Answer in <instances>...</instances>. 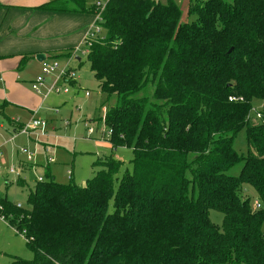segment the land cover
Returning a JSON list of instances; mask_svg holds the SVG:
<instances>
[{"label":"trees","instance_id":"16d2710c","mask_svg":"<svg viewBox=\"0 0 264 264\" xmlns=\"http://www.w3.org/2000/svg\"><path fill=\"white\" fill-rule=\"evenodd\" d=\"M36 8L98 15L87 62L112 103L111 149H131L132 171L118 177L123 163L110 156L82 186L48 172L25 207L0 197V216L33 253L11 264H264V125L248 120L264 100V0H194L191 22L172 0Z\"/></svg>","mask_w":264,"mask_h":264},{"label":"rangeland","instance_id":"374dc122","mask_svg":"<svg viewBox=\"0 0 264 264\" xmlns=\"http://www.w3.org/2000/svg\"><path fill=\"white\" fill-rule=\"evenodd\" d=\"M0 1H6L5 5H0V42L4 40V37H8L7 25L15 28L12 33L15 38L20 39L19 44L14 45L9 41L4 42L1 49L13 51L38 41H48L49 46L56 48H51L48 58L39 65L28 64V60L18 65L21 57H0V91L7 94L0 99V103L6 100L20 105V107L7 106L5 115H0V197H6L9 201L25 207L29 189H33L38 176H41L44 181L50 179L46 176L48 172L57 183L66 184L72 181L82 186L101 168L100 165H94V162L105 160L110 156L123 163L118 177L125 171L131 172L133 158L131 149L125 146L111 149L108 141L109 128L104 123L103 117L112 103H103L98 83L93 78L87 62L84 38L95 30V15L69 14L67 16L65 14L64 17H77V20L68 23L64 20L50 19L47 24H44L43 30L35 31L37 26L33 24L37 22L39 15L47 12L29 9L27 6L48 0ZM106 1L101 0V4L104 5ZM156 1L166 4L168 0ZM172 1L180 8L182 22H191L194 19L188 14L189 4L194 0ZM28 30L30 31L27 32ZM34 32L36 34L32 36ZM68 52L71 53L70 56L59 55ZM54 55L59 56L54 57ZM75 57H79L80 62L76 61ZM54 63L60 68L67 66L74 69L76 78L74 82L62 84V87L67 88L68 93H51L44 97L46 89L41 88L40 92H36L32 90L31 83L40 73L42 65ZM7 65H9L8 68L2 69ZM262 103L264 100L260 104ZM253 105L258 106L259 101H255ZM31 111L36 112L35 118L46 122L47 137L40 139L36 144L24 136L10 141L14 127L7 118H19L27 122L31 118ZM248 120L251 125L259 123L253 114L249 115ZM87 128H92L94 132L87 134ZM23 147L29 152H35L33 161L28 159L27 153L19 152V149ZM235 148L240 152H246L244 131L237 136ZM48 158L53 159V162L47 163ZM30 163L34 164V168ZM25 165L28 168L23 169ZM12 166L18 170V175L8 172ZM69 171L72 174V180H70ZM238 171L239 166L231 169L230 174H237ZM18 178L25 179L26 185L17 186ZM249 194L254 195L252 191H249ZM209 217L213 223L221 225L220 212L211 209ZM262 231L264 232V222ZM13 256L30 260L33 258V253L26 247L24 237L11 228L7 221L0 219V264H11Z\"/></svg>","mask_w":264,"mask_h":264},{"label":"built area","instance_id":"2783aa9c","mask_svg":"<svg viewBox=\"0 0 264 264\" xmlns=\"http://www.w3.org/2000/svg\"><path fill=\"white\" fill-rule=\"evenodd\" d=\"M108 1V0H107ZM106 1V3H107ZM95 6L97 9H102L104 5L101 4V0H94ZM100 20L98 15L96 14V21ZM95 30L91 31L85 38V45H89V41L87 38H94L96 35L100 32V27L95 23ZM86 54L88 53L87 47L85 50ZM76 78V73L74 69H71L67 66L64 67H59L58 64L54 63L53 65H42L40 73L35 77V79L31 83V88L32 90L36 92H40L41 88H45L46 91L44 93V97L51 93H68L67 88L62 87V84H67L70 83L71 81H74ZM86 95H88L86 93ZM229 101H241L242 98H236V97H229ZM262 102V101H261ZM259 102L258 106L252 105L248 118L250 114H253L255 118L258 120V122L262 125H264V103L260 104ZM15 124H17V127L15 129L14 135L16 134H21L24 135L25 137L31 139L34 143H38L40 139L47 137V130H46V122L41 119L35 118L33 115L29 121L27 122H20L19 119L14 120ZM67 124V123H66ZM92 128H87V134H92L93 133ZM19 152L27 153L28 159L33 161L35 157V152H29L27 148H20ZM1 154V153H0ZM53 159L48 158L47 163H52ZM32 164L34 168V164ZM9 173H16L18 175V170L15 167H10L8 169ZM70 175L71 172H68ZM43 178L41 176L37 177V182H42ZM20 204H17V207H19ZM260 202L258 200H254L252 202V208L253 209H258L260 208ZM0 219L4 221L3 217L0 216Z\"/></svg>","mask_w":264,"mask_h":264},{"label":"crops","instance_id":"0c3cea01","mask_svg":"<svg viewBox=\"0 0 264 264\" xmlns=\"http://www.w3.org/2000/svg\"><path fill=\"white\" fill-rule=\"evenodd\" d=\"M1 2V4L0 5H5V3H6V1H0ZM44 2H46V1H44ZM43 2H41V3H39V4H30V5H28L27 7L29 8V9H33V10H40V9H37L36 7L38 6V5H40V4H42ZM42 11H44V10H42ZM47 13H42L43 15H39V17H38V20H37V22H35L34 24H33V26H37V27H35V31H41V30H43V27H44V24H47L48 22H49V20L50 19H52V20H64V21H67L68 23H72V22H74L75 20H77V17H64L65 16V14H67V16H69V14H89V13H69V12H53V11H46ZM52 16V17H51ZM95 17H96V15H95ZM95 23H96V21H95ZM94 23V24H95ZM15 28L14 27H11V26H9V25H7V27H6V30H7V36L8 37H4V40L2 41V42H0V57L1 58H3V57H7V56H13V57H17V58H20L21 57V60L19 61V63H18V65L20 64V63H23V61L24 60H28L27 61V63L28 64H37V65H39V64H41V63H43L47 58H48V53H49V51L51 50V46H49L50 45V43L48 42V41H38V42H36V43H34V44H32V45H28V47H21V48H18L17 50H3V49H1L2 48V46H3V44H4V42H6V41H9L10 43H13V45L15 44V43H17V44H19V40L20 39H17V38H15V35L12 33V30H14ZM5 30V29H4ZM30 30H28L27 32H29ZM5 34V33H4ZM36 34V32H34L33 34H32V36L33 35H35ZM23 41V40H22ZM52 49H56V48H52ZM39 53H43V54H45L46 55V58H45V60L44 61H42V62H39V61H37L36 60V58H35V55L36 54H39ZM70 53V52H69ZM65 54H67V53H60L59 55L60 56H64ZM59 55H54V57H58ZM51 57H53V55L51 56ZM75 60L76 61H78V62H80V59H79V57H75ZM9 67V65H7L6 67H2V69H5V68H8ZM71 82H74V81H71ZM6 93H4L3 91H0V99H2V98H4V97H6ZM1 104H5L4 105V107H3V109H2V112L4 113V115H5V108L7 107V106H16V107H20V105L19 104H16V103H14V102H12V101H6V100H4L2 103H0V105ZM31 113V117L34 115L35 116V114H36V112L35 111H31L30 112ZM3 115V114H2ZM8 117V116H7ZM16 119H19V118H16ZM14 118H10V117H8L7 118V121L11 124V126L12 127H14V128H12L13 130L11 131V137H10V141H13V140H15L17 137H23L24 135H21V134H16L14 137H13V135H14V132H15V129H16V127H17V124H15V122H14ZM19 121L20 122H24V121H21L20 119H19ZM92 120H90V122H91ZM94 132V131H93ZM25 137V136H24ZM27 138V137H26ZM27 139H29V138H27ZM31 140V139H30ZM36 144V143H35ZM111 145V144H110ZM27 165V164H26ZM23 166V169H26V168H28L29 167V165H27V166ZM48 165V164H47ZM70 172V171H69ZM71 176H72V174H71ZM18 179H21V178H18ZM23 181H24V183H25V185H26V181H25V179H22ZM4 222H5V220H4Z\"/></svg>","mask_w":264,"mask_h":264},{"label":"water","instance_id":"95a60500","mask_svg":"<svg viewBox=\"0 0 264 264\" xmlns=\"http://www.w3.org/2000/svg\"><path fill=\"white\" fill-rule=\"evenodd\" d=\"M35 58H36L37 61L42 62V61L45 60L46 55L43 54V53H39V54H36V55H35Z\"/></svg>","mask_w":264,"mask_h":264}]
</instances>
